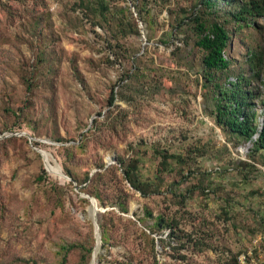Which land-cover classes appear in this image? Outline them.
Masks as SVG:
<instances>
[{"label":"rangeland","instance_id":"1","mask_svg":"<svg viewBox=\"0 0 264 264\" xmlns=\"http://www.w3.org/2000/svg\"><path fill=\"white\" fill-rule=\"evenodd\" d=\"M211 1L0 0V264H236L252 248L264 155L217 124L214 85L238 79L260 125L264 20ZM196 17L229 33L210 82Z\"/></svg>","mask_w":264,"mask_h":264},{"label":"trees","instance_id":"2","mask_svg":"<svg viewBox=\"0 0 264 264\" xmlns=\"http://www.w3.org/2000/svg\"><path fill=\"white\" fill-rule=\"evenodd\" d=\"M201 3L211 6V0H200ZM236 20H247L262 18L264 20V0H240L239 9L234 14ZM197 24V39L195 45L203 51L201 57L202 68L204 71V78L207 81H212L216 75L223 70H226L229 66L227 57V48L229 46V33L227 29L218 23L211 24L210 27H206L205 24L196 17ZM255 56V62L252 66L256 69V75L259 73V68L262 66L263 52L258 51ZM246 84L248 80H243ZM241 82L238 79L228 80V87H221L217 83L214 85L217 92L216 112L215 120L218 125L226 129L228 132L234 134L240 139L249 140L253 136L256 137L253 140V149L262 151L264 155V103L262 109V119L260 125L255 123V113L252 112V103L246 98L247 90H243L240 86ZM264 101V100H263ZM112 102V98L109 100ZM173 154H170V156ZM179 158V155H175ZM174 156V157H175ZM168 156L161 155V162L165 163ZM133 164L123 169V175L130 183L131 187L141 193H146L143 186L146 182H143L138 176L136 160H133ZM116 170L117 168L107 167L103 172H96L95 176H104L108 171ZM91 195L101 204H104L102 198L97 192L91 191ZM116 202V201H115ZM121 210H125V201L116 202ZM163 217L159 216L158 225L162 223ZM99 228L101 231V239L107 242L108 229L106 227V221H104V215H100L98 220ZM261 232V231H259ZM264 232V231H262ZM92 247L88 250L91 251ZM236 264H238L236 257Z\"/></svg>","mask_w":264,"mask_h":264},{"label":"built area","instance_id":"3","mask_svg":"<svg viewBox=\"0 0 264 264\" xmlns=\"http://www.w3.org/2000/svg\"><path fill=\"white\" fill-rule=\"evenodd\" d=\"M252 248H250L247 251V254H241L237 257L239 264H245V261H251V256L253 254V250L257 249L258 251H261V245L264 244V232H259L255 234L251 240Z\"/></svg>","mask_w":264,"mask_h":264},{"label":"water","instance_id":"4","mask_svg":"<svg viewBox=\"0 0 264 264\" xmlns=\"http://www.w3.org/2000/svg\"><path fill=\"white\" fill-rule=\"evenodd\" d=\"M41 154H42V152H41ZM91 202H92V214H93V221H94V228H95V234H96V237L98 238V240H99V238H100V235H99V233H98V223H97V221H96V218H95V211H96V209H97V206H96V202H95V199L94 198H91Z\"/></svg>","mask_w":264,"mask_h":264},{"label":"bare ground","instance_id":"5","mask_svg":"<svg viewBox=\"0 0 264 264\" xmlns=\"http://www.w3.org/2000/svg\"><path fill=\"white\" fill-rule=\"evenodd\" d=\"M42 156H43V153H42ZM43 158H44V156H43ZM44 162H45V159H44ZM45 165H46V162H45ZM47 167V166H46ZM61 175H63L62 173H61ZM96 251V250H95Z\"/></svg>","mask_w":264,"mask_h":264}]
</instances>
